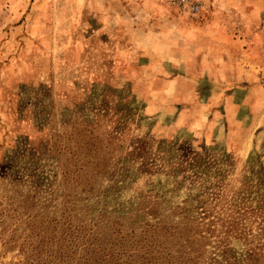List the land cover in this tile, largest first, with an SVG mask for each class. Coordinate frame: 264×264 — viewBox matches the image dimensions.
<instances>
[{"label": "rangeland", "instance_id": "374dc122", "mask_svg": "<svg viewBox=\"0 0 264 264\" xmlns=\"http://www.w3.org/2000/svg\"><path fill=\"white\" fill-rule=\"evenodd\" d=\"M191 1L0 0V264H264V0Z\"/></svg>", "mask_w": 264, "mask_h": 264}, {"label": "built area", "instance_id": "2783aa9c", "mask_svg": "<svg viewBox=\"0 0 264 264\" xmlns=\"http://www.w3.org/2000/svg\"><path fill=\"white\" fill-rule=\"evenodd\" d=\"M171 2L175 3V5L186 7L191 12H197L199 11L200 5L197 1H191V0H170Z\"/></svg>", "mask_w": 264, "mask_h": 264}, {"label": "trees", "instance_id": "16d2710c", "mask_svg": "<svg viewBox=\"0 0 264 264\" xmlns=\"http://www.w3.org/2000/svg\"><path fill=\"white\" fill-rule=\"evenodd\" d=\"M19 184H20L19 180L14 183V185H19ZM28 199H29L28 197H23L21 200H28Z\"/></svg>", "mask_w": 264, "mask_h": 264}]
</instances>
